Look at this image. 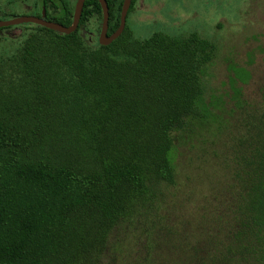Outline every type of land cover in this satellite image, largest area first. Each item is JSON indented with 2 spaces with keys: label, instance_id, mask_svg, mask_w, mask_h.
Segmentation results:
<instances>
[{
  "label": "trees",
  "instance_id": "obj_1",
  "mask_svg": "<svg viewBox=\"0 0 264 264\" xmlns=\"http://www.w3.org/2000/svg\"><path fill=\"white\" fill-rule=\"evenodd\" d=\"M52 1L44 19L69 27L76 0ZM105 1L110 36L123 0ZM92 16L102 23L98 0H85L71 34L32 24L0 60V264H121L113 232L148 218L175 184L173 134L210 113L214 43L137 40L126 25L92 47L81 32ZM256 167L217 264H264V146Z\"/></svg>",
  "mask_w": 264,
  "mask_h": 264
},
{
  "label": "rangeland",
  "instance_id": "obj_2",
  "mask_svg": "<svg viewBox=\"0 0 264 264\" xmlns=\"http://www.w3.org/2000/svg\"><path fill=\"white\" fill-rule=\"evenodd\" d=\"M36 2L2 0L0 21L35 16ZM101 24L92 16L81 31L92 47ZM126 25L137 40L197 33L217 56L202 76L208 117L173 134L175 184L143 224L113 232L119 262L217 264L263 152L264 0H137ZM35 31L32 24L0 30V60Z\"/></svg>",
  "mask_w": 264,
  "mask_h": 264
},
{
  "label": "water",
  "instance_id": "obj_3",
  "mask_svg": "<svg viewBox=\"0 0 264 264\" xmlns=\"http://www.w3.org/2000/svg\"><path fill=\"white\" fill-rule=\"evenodd\" d=\"M84 2L85 0H76L72 23L69 27H65L51 21H46L43 18H39L35 16H22V17L11 18L5 21H0V28L18 26L22 24H35L61 34L68 35L75 32L78 28ZM131 2L132 0H123L121 6V12H120L119 26L110 36H108L107 30H108L109 13H108L107 3L105 0H98V3L102 10V24L98 38L99 45L107 46L110 43H112L114 40H116L123 33L126 26V18L128 15L129 8L131 6Z\"/></svg>",
  "mask_w": 264,
  "mask_h": 264
},
{
  "label": "flooded vegetation",
  "instance_id": "obj_4",
  "mask_svg": "<svg viewBox=\"0 0 264 264\" xmlns=\"http://www.w3.org/2000/svg\"><path fill=\"white\" fill-rule=\"evenodd\" d=\"M44 0H37V2L34 4V9L36 10V11H39V13H40V17L39 18H45V16H46V11H48V12H51L52 11V9H53V6H52V0H49V1H47V3H48V5H47V9L42 5V2H43ZM52 1V2H51ZM2 2V0H0V3ZM35 17H38V16H36L35 15ZM11 18H15V17H11ZM10 18V19H11ZM73 18V17H72ZM81 18V17H80ZM23 25V24H22ZM19 26V25H18ZM11 27H14V26H11ZM6 28H9V27H6Z\"/></svg>",
  "mask_w": 264,
  "mask_h": 264
}]
</instances>
